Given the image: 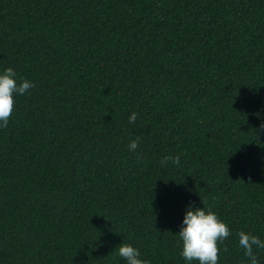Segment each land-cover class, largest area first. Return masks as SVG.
Masks as SVG:
<instances>
[{"label": "trees", "instance_id": "obj_1", "mask_svg": "<svg viewBox=\"0 0 264 264\" xmlns=\"http://www.w3.org/2000/svg\"><path fill=\"white\" fill-rule=\"evenodd\" d=\"M7 67L35 88L0 128V264H124L122 243L185 264L189 205L229 225L220 264H248L237 234L264 239V0H0Z\"/></svg>", "mask_w": 264, "mask_h": 264}, {"label": "clouds", "instance_id": "obj_2", "mask_svg": "<svg viewBox=\"0 0 264 264\" xmlns=\"http://www.w3.org/2000/svg\"><path fill=\"white\" fill-rule=\"evenodd\" d=\"M32 88H35V83L18 78L14 68L0 70V128L8 126L16 97L23 96ZM128 120L130 124H134L137 113L133 112ZM138 146V139H133L128 148L135 151ZM168 162L179 165L180 157L164 156L161 160V164ZM177 234L182 244L179 255L185 264H220L221 253L227 252V248L222 245L232 232L229 225L211 208L189 205ZM237 235L238 246L248 258V264H260L254 249H264V239L251 231L241 230ZM115 251H118L124 264H152V261L143 258L140 249L132 244L122 243Z\"/></svg>", "mask_w": 264, "mask_h": 264}]
</instances>
